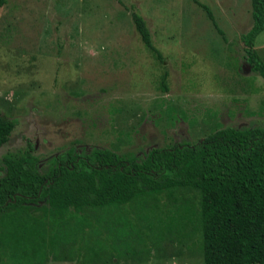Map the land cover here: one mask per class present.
<instances>
[{"label":"rangeland","instance_id":"1","mask_svg":"<svg viewBox=\"0 0 264 264\" xmlns=\"http://www.w3.org/2000/svg\"><path fill=\"white\" fill-rule=\"evenodd\" d=\"M130 9L146 21L163 64L142 51ZM192 15L204 28L188 0H7L0 8V111L17 124L0 148V175L3 156L28 144L45 172L72 147L143 157L221 127H264V81L245 63L241 40L224 41L213 29L203 35ZM183 31L196 33L193 46L209 53L180 54L163 37L178 43ZM212 35L226 44L215 40L216 52L225 49L223 63L208 46ZM263 41L264 34L255 45ZM70 84L85 91L69 92ZM199 201L197 190L181 188L120 208H84L58 225L42 203L30 213L10 209L15 238L13 249H0L1 264H204Z\"/></svg>","mask_w":264,"mask_h":264},{"label":"trees","instance_id":"2","mask_svg":"<svg viewBox=\"0 0 264 264\" xmlns=\"http://www.w3.org/2000/svg\"><path fill=\"white\" fill-rule=\"evenodd\" d=\"M192 1L202 7L225 41L209 8ZM6 4L7 0H0V8ZM251 6L252 27L240 40L245 63L264 81V62L254 49L256 37L264 30V0H251ZM130 10L141 41L163 64L145 20ZM235 71L239 76L243 67L238 64ZM166 78L164 72L165 92ZM16 124L0 111V148L9 142ZM33 150L34 145L28 144L21 154L7 153L2 158L0 249H13L15 216L9 215L10 209L30 213L32 205L42 203L40 209L58 225L59 219L84 208H120L137 198L186 188L200 194L204 264H264V127H221L196 143L152 148L143 157L109 149L79 154L72 147L58 154L45 172Z\"/></svg>","mask_w":264,"mask_h":264},{"label":"crops","instance_id":"3","mask_svg":"<svg viewBox=\"0 0 264 264\" xmlns=\"http://www.w3.org/2000/svg\"><path fill=\"white\" fill-rule=\"evenodd\" d=\"M188 1H189V5L191 7V12L194 10V12H196L198 14V11H199L201 13V15L205 18L204 28H202V27H200L198 25V23L196 21L197 20L196 16L192 15V17L195 20V25H196L195 28L199 29L200 32H202L203 35L207 34V32L210 34L211 33V29H213L217 33V31L213 27V24L208 19L207 14L202 9V7H200L197 4H195L192 0H188ZM201 1L206 3L208 5V8L211 9L213 17L215 16L214 19H215V22H216L217 26L224 30V32L226 33L225 34V39L228 40V42L231 41V40H234L236 42V45H237V43H239L238 40H240V37L243 34H246L251 29L252 23H253L252 22V15H251V12H252L251 0H200V2ZM219 6H221V8H219ZM220 14L224 15L225 19H221L218 16ZM146 18H147V15H146ZM159 30L160 31H159L158 35L160 37V35L162 36L163 32L161 31L160 27H159ZM183 33L184 34L181 35L180 40L178 41V43H173L168 35H165L163 37L165 39H167L168 41H170L171 46L175 47V50H178V53H180V54L184 51L183 49H185L186 51L188 50V51H190L192 53H195L197 55L200 54L201 52L202 53L205 52L206 55L209 53V52H207V48L208 47L203 48L201 50H197V49H195L196 46H193L196 33H190V32H187V31H183ZM262 34H264V30L258 34V36L255 39V42L259 40V37ZM150 36H151V32H150ZM212 36L216 37L214 35H212ZM216 39H218L219 45L222 44V47H223V45L225 47V45H226L225 42H222V40H220V38H217V37L213 39L214 44H211V45H208V46L211 47V49L213 50V54H215V56H217L218 53H220L222 55V56H220V60L223 63L225 61V55H226L225 54V49H223L221 52L220 51H218V52L215 51V48H216L215 47V44H216L215 40ZM151 40H152V44L154 45V47L158 48V42L154 39V37L151 36ZM255 42H254V49L257 52V54L259 55V57L261 58V60L264 62V41L261 42L259 44V46L255 45ZM139 46L141 47L143 52L146 53V51H148V55H150V58L152 59V62L154 64H155L156 61L158 62V59L156 58V55L143 44L141 39H140ZM93 52H91V53H93ZM91 53H90L89 57H91L93 54L95 55V52L93 54H91ZM158 64H160V63L158 62ZM163 74H164V72H163ZM163 74H161V76H160L161 78L163 77L162 76ZM228 76L230 77V79H233L234 78V72L233 73L229 72ZM74 87H76V85H74V84L67 85V88H68L69 92H72V91L73 92H84L85 91V90H81V89H78V88L73 89ZM62 90H65V89H62Z\"/></svg>","mask_w":264,"mask_h":264},{"label":"water","instance_id":"4","mask_svg":"<svg viewBox=\"0 0 264 264\" xmlns=\"http://www.w3.org/2000/svg\"><path fill=\"white\" fill-rule=\"evenodd\" d=\"M9 202H10V201H8L5 205H8Z\"/></svg>","mask_w":264,"mask_h":264}]
</instances>
